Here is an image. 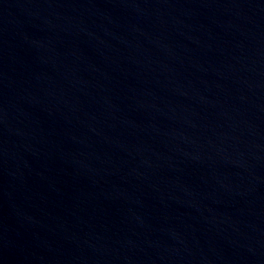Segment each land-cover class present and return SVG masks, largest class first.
<instances>
[{"label": "water", "instance_id": "95a60500", "mask_svg": "<svg viewBox=\"0 0 264 264\" xmlns=\"http://www.w3.org/2000/svg\"><path fill=\"white\" fill-rule=\"evenodd\" d=\"M0 264H264V0H0Z\"/></svg>", "mask_w": 264, "mask_h": 264}]
</instances>
